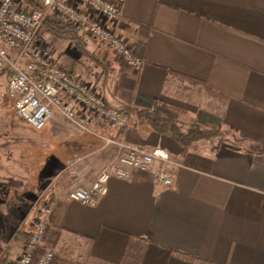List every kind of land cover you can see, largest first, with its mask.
Returning <instances> with one entry per match:
<instances>
[{
	"label": "crops",
	"instance_id": "obj_1",
	"mask_svg": "<svg viewBox=\"0 0 264 264\" xmlns=\"http://www.w3.org/2000/svg\"><path fill=\"white\" fill-rule=\"evenodd\" d=\"M117 30L141 70L86 30L81 45L46 26L40 36L57 63L130 113L125 129L92 117L85 131L55 112L36 130L16 114L9 80L0 86V213L4 222L17 214L0 264L19 256L49 196L53 264H264V0H127ZM149 116L181 127L199 120L233 142L199 139L185 150ZM105 137L166 151L177 162L167 167L173 183L157 179L156 160L112 178L95 206L69 198L113 158Z\"/></svg>",
	"mask_w": 264,
	"mask_h": 264
},
{
	"label": "built area",
	"instance_id": "obj_2",
	"mask_svg": "<svg viewBox=\"0 0 264 264\" xmlns=\"http://www.w3.org/2000/svg\"><path fill=\"white\" fill-rule=\"evenodd\" d=\"M21 0H0V69L9 65L14 74L8 84L16 114L36 130L43 129L59 112L82 130L92 131V117L125 129L131 116L126 110L111 107L105 96L56 62L51 45L40 32L50 15H62L67 23L86 30L102 45L134 70H141L144 61L120 36L117 24L127 0H40L42 9H23ZM79 4L88 8L83 11ZM106 146L114 147L113 158L98 172L89 187L71 189L68 197L95 206L109 192L112 178L127 179L132 171L149 170L156 160L162 165L157 179L165 185L173 183L169 164L177 165L170 155L160 149L123 139L105 137ZM52 183L50 190H57ZM33 227L21 253L11 264H53L55 251L45 245L49 218L54 207L51 196L41 202Z\"/></svg>",
	"mask_w": 264,
	"mask_h": 264
},
{
	"label": "trees",
	"instance_id": "obj_3",
	"mask_svg": "<svg viewBox=\"0 0 264 264\" xmlns=\"http://www.w3.org/2000/svg\"><path fill=\"white\" fill-rule=\"evenodd\" d=\"M24 2L33 8H43V3L40 0H24ZM43 26H46V28L56 36L68 37L76 41L81 38L80 32L84 30L72 24L54 20L50 17L44 21ZM77 43L81 45L80 41ZM149 119L151 120L154 127L159 131L168 133L178 140L185 150L194 141L199 139H219L221 144L225 142L222 137L224 132L222 128L208 126L199 120L192 122L188 128L184 129L174 123H157L152 119L151 116H149ZM253 149L260 150L259 146L255 145H253Z\"/></svg>",
	"mask_w": 264,
	"mask_h": 264
},
{
	"label": "rangeland",
	"instance_id": "obj_4",
	"mask_svg": "<svg viewBox=\"0 0 264 264\" xmlns=\"http://www.w3.org/2000/svg\"><path fill=\"white\" fill-rule=\"evenodd\" d=\"M12 68L9 65H5L3 68L0 69V86L4 88L5 83L12 78ZM182 128L186 129L188 128V125L182 126ZM223 139L227 142H233V137L230 136L229 134H226L223 132L222 135ZM219 140V139H217ZM50 186L52 187V183L48 185V190H50ZM46 198L43 197V200ZM42 200V201H43ZM14 220L17 218V214H14ZM14 220H8L4 222V219L2 218V213H0V241L5 243L11 237V234L13 232V225H14ZM9 241V240H8Z\"/></svg>",
	"mask_w": 264,
	"mask_h": 264
}]
</instances>
